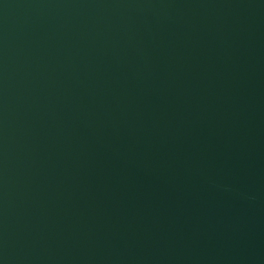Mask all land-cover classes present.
I'll return each instance as SVG.
<instances>
[{
  "label": "water",
  "instance_id": "1",
  "mask_svg": "<svg viewBox=\"0 0 264 264\" xmlns=\"http://www.w3.org/2000/svg\"><path fill=\"white\" fill-rule=\"evenodd\" d=\"M0 264H264V0H0Z\"/></svg>",
  "mask_w": 264,
  "mask_h": 264
}]
</instances>
